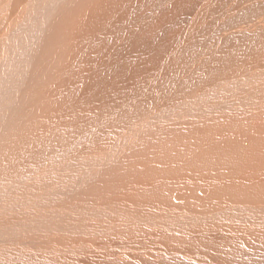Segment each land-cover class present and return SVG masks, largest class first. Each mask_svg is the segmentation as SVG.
<instances>
[{"label": "bare ground", "instance_id": "6f19581e", "mask_svg": "<svg viewBox=\"0 0 264 264\" xmlns=\"http://www.w3.org/2000/svg\"><path fill=\"white\" fill-rule=\"evenodd\" d=\"M14 1L16 0H6L4 1V5H1L2 0L0 1V26L2 25V22L5 21L11 6H17V3ZM122 1L123 0H120L118 4H122ZM178 1L169 2V9L167 10H170V18L165 16H163V18L162 15H164L163 13L166 11L163 13L161 11V13L159 12L157 14L153 23L152 21L151 23H148L152 20V17L147 20L148 22H146V24L148 28L151 29V27H153L159 32V25L161 23H166V25H168L170 21H181L182 15L188 13H184V11L180 9V4L182 2L179 3ZM215 1L220 0H204L202 3L198 4V6L202 8L207 16H211L210 13L212 11L219 10L218 7H215ZM248 1L250 0H247V2ZM102 2L103 0H98L94 3H89H92L90 4L92 6L95 4L101 5ZM70 3L71 0H33V3H28L23 9L27 8V10H29V15H32L34 21L37 22L35 26L33 23L31 26L26 24L27 21L25 22L23 17H20L21 20L15 22L12 26L8 25V30L3 34L0 33V114L4 113V115H1L2 117H0V120L2 121L0 125V137L6 131V127H9L13 129V134L15 131H17L18 134L24 133L20 139L21 143L26 141L35 131V134L41 131L37 136L39 137L38 141L44 139L42 145H46L45 142L51 141V136L57 138V144L53 148L48 145L39 148L35 145L29 146L28 143H26L28 145L27 148H22L24 146L22 143V147L17 148L15 145V148L17 149L11 151L9 150L8 145L3 146L2 142H0V264H109L107 262L110 258V256L107 257L108 252L111 254V258L113 257V254L115 256L123 255V257H125V252H128V254H130L129 256H132V253L137 254L138 256L134 255L136 257L133 258L134 261H136L135 259L137 258L143 257V255L154 254L158 258V261H162L169 258L171 255L173 256L176 254L177 249L173 247L175 241L170 238L173 236V238H175L177 235L183 236L181 239H183L186 249L191 246V242H194L195 247H197V245L200 246L201 243L205 245L211 241L215 244L223 243V245L227 247H225L226 250L231 248V251L238 253L233 257L236 262L233 260L232 262L229 261L225 264H250L247 263L249 262L247 260L253 259L252 261H254V254L250 253L251 250H246L244 253H240L239 244L241 242L244 245H251V242L254 239L260 240L264 238V202H254L253 200H250L248 202L240 203V200L236 199V197V200H233L234 202H232L231 199V201H227L230 203L221 202L218 210H216V208H211L208 210L209 212L211 211L210 213L201 214L190 207L191 205L193 206V204L190 205L187 199L185 200H187L186 202L190 206H180L179 203L173 200L174 196L172 197V195H170L171 198L168 196L169 194L166 196L165 193L169 190L171 191V188L173 187H170L169 183L176 186L175 189L179 187L188 188V190L186 189L188 192L191 188L193 190L195 188L196 191L197 189H203L204 191L206 188L207 190H205V192L210 188H214L218 191L224 190L226 191V194L236 188L233 187V185H238L243 188V190H248L251 194L257 192L258 189L256 188V185H264V171H261L262 167L260 168V171L252 170L253 168H236V171H241V173L237 174L236 172L234 174L237 175L232 177L231 172L228 170L233 164L229 160L230 157L226 152V139H231L239 143V145H242L243 135H248L250 139L249 145L245 148L254 149L258 143L259 135L251 134V131L259 124L264 125V48L257 45V43L255 44L256 40L264 43V31L259 32L255 30L257 27L256 25L260 24L253 26V28H255L253 30V35L259 33L257 37H255V41L253 40L254 42L248 39L246 40L245 38L247 37H242L244 39H239L238 41H244V43H247V45L246 43L243 45L249 50L248 53H245L246 56L242 57L233 54L235 56L234 59L232 58L233 60L227 58L231 61H227L229 64L226 67H222V64H219V66H213L214 68L206 66L207 68L203 69L202 67L204 66H202V63L200 64L198 62L202 66L201 67L198 64L199 67L203 69L201 74L198 73V75L200 74L199 76L193 75V70H190L193 77L190 75L188 70L191 66L189 69L187 68L188 66L185 63L187 59L183 61L184 58L177 63L176 66H178V68L174 69L175 75H173L174 73H170V67L174 65L176 60L175 57L177 54L175 52L178 50L177 49L174 53L167 55L168 57L163 61V64L165 65L161 64L157 69L155 66H152V69L149 70L147 75L151 78L154 77V75H157L155 83L153 81L154 84L152 87L154 89L149 92L150 94L147 93L140 96L136 95L134 91L138 89L142 90L141 84L144 78L143 75L137 77L136 66L126 71L124 68L123 72L118 71L115 76L114 72L118 69L111 67L113 64L110 62L107 63L105 68H102L104 65L101 63L98 65L95 63V61L97 62V60H95L97 58L96 56L99 57L100 55L105 56V54H109L110 47L113 45H108L111 42H108L110 40L109 38H112V36L108 37L110 31L108 29H102L104 34L106 33L108 35L106 37L108 43H106V45H101L103 49L99 51L96 49L94 52L96 55L92 53L96 57L92 62L97 66L94 67L92 71H89L91 64L86 63L85 58V60L83 59L84 63L88 65V71L90 73L85 70L86 67L84 68V66L86 65L82 67L79 64V59L72 62V60L69 61V59L67 60L64 58L65 60L62 63L63 68L74 67V72L81 66L83 71H86L84 73H89L85 74V77L88 78V80L87 78H84L86 79V82L96 79V84L93 85L94 88H90L91 84L89 85V83H85L89 85L90 88L87 92L78 90L77 94L72 95L71 98L68 99L69 102L65 103V101H63L58 104L56 102L57 105H53V97L49 96L51 98L43 100V102L49 103L47 107L43 108V111L49 112L36 119L35 124H27V122H25L26 124L17 123L16 120L13 122V119H10L12 120L10 121L5 108L16 107L17 104L20 103V93L22 92L23 87L27 86L30 76L29 74L31 73L35 56L37 54V48L41 42L37 37V34L39 31L44 34L45 26L51 21V18L46 15L44 11L49 8H55L51 11V14L52 12L55 13V11L59 14V11L66 10V4L69 5ZM84 3L87 5L86 2ZM105 4L109 6L111 3ZM185 5L188 7L190 4L188 5L187 3ZM247 5L253 8L252 6L254 3L250 1ZM103 6L105 7L106 5ZM69 7L70 6H68V9ZM79 7V9H81L83 6L81 5ZM258 7L259 6L256 5L257 9ZM20 8L22 11V7ZM101 8L103 7L101 6ZM173 8L180 9L183 11L182 14H178L180 13L178 12L175 13L176 15L178 14L177 16L175 15V17H171V14L174 15L171 11ZM79 9L77 11H79ZM244 10L245 9H243V11ZM72 11H74V9ZM140 12L142 13V11ZM68 13L71 14L69 11ZM165 14L167 15L168 13ZM106 15L108 14L106 13ZM72 16L74 18L77 17V15ZM72 16L71 18H73ZM186 16L188 20V15ZM71 18H69L70 21L72 20ZM80 19L83 20L82 18ZM75 20L73 22H75ZM62 22H60V25ZM83 22L85 23V18ZM194 22L200 23L197 16H195ZM77 23L79 24L80 22H76V24ZM62 25L65 26V24ZM73 25L75 26V24ZM225 26L226 25H224V27ZM140 27L142 28V26ZM202 30H204V28L201 29V32H203ZM137 31H135V33ZM177 31L174 29L171 32L177 34ZM141 32L142 31H140V34ZM171 32L168 33L170 34ZM90 33L91 32L88 34ZM134 34H129V36H134ZM151 34H153V32H151ZM160 34L162 33H158V35ZM166 35L167 38L168 34ZM177 36L176 39H178ZM98 39L99 38H96V41ZM173 39L175 40L173 36L172 40L169 39L168 41L165 39L163 42L166 41V45L161 41L162 44H164H160L159 46L160 50H162L160 51L161 53L170 50H165L164 48L161 49V47L167 46V41L171 43L174 41ZM130 40L132 41V39ZM149 41L147 42L145 40L148 44ZM136 42L137 39L134 43ZM123 43L124 44L121 46L123 49H120L119 51L121 53L123 50L125 52V44H127L125 42ZM69 44H71V42ZM157 44L154 45L156 46ZM82 45L84 46V44ZM114 45L115 46L112 47L121 48L119 47L121 44L114 43ZM128 45L129 43L127 46ZM134 46H136V44H134ZM233 47L234 46H232V48ZM253 47L254 51L252 50ZM173 48H175V46ZM218 49L220 48L218 47ZM222 49L224 50V48ZM163 50L165 51L163 52ZM227 50L228 52L230 51V49ZM218 52L221 51L218 50ZM235 53L239 52L235 51ZM129 54L130 56L132 55V53ZM138 54L137 57L139 56ZM227 55L228 53L224 57L225 59L228 57ZM111 56L109 57V60L113 56V58H116L118 55ZM205 56L207 57V55ZM99 58H97L98 62ZM218 58L217 60L214 59V61L218 62ZM142 59L143 58L139 59L141 60L140 62H144ZM131 60L133 61V59ZM147 60L148 59L146 58L145 61ZM88 61L91 60L88 59ZM122 62L123 61H121V63ZM136 63L139 64V61ZM148 64L150 63L147 61V65ZM204 65H208L207 61ZM113 68H115V71ZM209 69L211 70L209 71ZM82 72L79 71L80 76L84 75L81 74ZM112 74L115 77H112ZM210 74H214L216 77L210 78V76L213 77V75ZM73 75L69 77V79L72 78ZM125 76L127 78L126 80ZM46 79H48V77ZM66 79L68 80V78ZM66 79L64 81L68 82L69 80L66 81ZM166 80L167 82H165ZM198 81H200L199 83L202 87H205L204 91H202V87L201 89L197 88ZM78 82H80V80ZM70 83L71 81L68 83L69 86ZM79 84L76 83V86L80 87L81 85ZM186 87H188V89H185ZM34 88L35 86L31 88V91H36L33 90ZM50 90L51 89H49V91ZM97 90L100 91L97 92ZM185 90L187 92H185ZM192 91L196 92L192 93ZM224 91L229 95L227 101L223 96ZM38 92L41 94L40 91ZM38 92L34 93L39 94ZM35 94L33 95L35 96ZM51 94L52 92L50 95ZM113 94L116 96L113 97ZM58 95L59 93L56 96ZM27 97L30 99L31 96L29 97L28 95ZM27 97L25 96V98ZM66 98L67 97L65 96V99ZM39 99L36 98L38 103H40ZM33 100H35L34 97ZM154 103L164 106L163 108H160L157 115H154L150 110V105ZM12 113L13 112L10 113V116ZM55 114L57 116H53ZM87 114L91 115L89 124L91 123L92 127H88L89 124L86 125L87 123L85 119L81 120ZM49 116H53L51 122H55L56 127H53L54 124L50 121H46V118ZM99 117L101 119H99ZM129 121H133L134 123L132 125H126ZM21 127H24V129H20ZM235 130H239L241 133H237ZM45 132H48V134L46 135ZM209 132H212L213 135H209ZM223 132H228L229 134L224 136ZM261 132L264 133V130H261ZM172 134H175V141L169 145L167 139ZM186 135L196 141L192 144L185 145L183 139ZM245 137L247 138V136ZM152 139H157L159 141L152 142ZM8 144H12L13 146H11L14 147L13 142ZM260 147H264V142L260 143ZM44 148L50 149L49 155L46 154L48 156L45 154L43 155V153L40 154V151ZM238 148H240V146ZM261 152L263 151L261 150ZM168 154H170L174 166L178 163L175 161V158L176 160L179 159V161L189 162L190 164L189 166L187 165L186 168H183L181 166L179 167L178 164L181 163L179 162L176 164L178 165L177 168H180V170L182 168L185 169H182L181 171H184L186 175L174 178L175 180L170 179L169 181L166 180V182H163L159 180V175L163 174L162 177H166L164 175L168 174L165 169L167 167L164 168L165 170L162 168L165 171V174L162 172L163 170L159 171V169L158 171H154L153 169H157V164H163L164 160L167 161ZM3 155H7L9 159L4 157L1 158ZM38 156H40L41 159H38ZM18 158L20 162L18 165L10 164V161L16 163ZM206 158V164L201 166L198 161H205ZM236 160L238 161V159ZM162 166L167 165L164 163ZM170 168H172V166L169 167V169ZM174 168L175 169L173 170L175 171L177 168ZM150 169H152L151 171H154L155 174H151ZM169 169L167 168V171H169ZM11 171L14 173V177L6 175V172ZM181 171L179 172L184 174ZM228 173H230V175H228ZM153 175L155 177H153ZM170 176L172 177V173ZM167 177H169V175ZM262 187L264 188V186ZM238 189L236 188V190ZM236 190L234 192H236ZM172 191L175 192L174 188H172ZM179 191L178 193L181 195ZM5 192L6 195H3ZM189 193H193L192 190ZM196 193L194 197L198 199L197 197L199 196H196ZM185 194L184 196L188 195ZM226 194L224 197L225 200ZM237 194L239 195V193ZM218 196L223 198L220 195ZM205 197L208 198L207 196H204V198ZM209 199H207L208 202ZM176 200L179 199L176 198ZM201 205L203 204L201 203ZM136 228H142V230H136ZM128 229L133 231L132 237L135 238L125 240V235L127 233L129 234L128 231H131ZM144 229L157 230L150 233H160L162 235H160V237H165L169 247L162 246L158 244L159 242H156L157 244L151 243L152 240L148 239L150 233ZM121 232L123 238L117 237L120 235L118 233ZM146 233L149 235H145ZM107 234L112 235L109 238L106 236ZM104 236L108 239H104ZM143 236H146L151 242L144 240ZM164 237L162 239H164ZM90 238L93 239L94 243H87L84 241ZM151 244H153L154 247L148 249L147 245L151 247ZM207 245L208 244H206V246ZM189 249L193 248L190 247ZM261 251L262 250H252L254 253H262ZM224 253L225 255L227 254L226 252ZM260 256L264 258V254L259 255L258 258ZM147 257L155 264H161L157 260H154L149 256ZM118 259L122 260L121 258ZM228 259L230 260V257ZM223 260L224 259H222V261ZM259 260L262 259L255 261ZM252 261L250 262L252 263ZM194 262L198 263L199 261L194 260ZM122 263L125 264L124 261H122Z\"/></svg>", "mask_w": 264, "mask_h": 264}, {"label": "rangeland", "instance_id": "374dc122", "mask_svg": "<svg viewBox=\"0 0 264 264\" xmlns=\"http://www.w3.org/2000/svg\"><path fill=\"white\" fill-rule=\"evenodd\" d=\"M1 1V0H0ZM4 1H6V0H2V4L1 5H4ZM18 1V2H17ZM76 0H71V5L69 4H66V10H60L59 11V14H60V16H59V14H57L56 13V11H55V13L54 12H52V14H51V11L52 10H54L55 8H49V9H46L45 11H44V13L46 14V15H48L50 18H51V21H49L48 22V25L47 26H45V30H44V34H42L40 31L38 32V34H37V37L41 40V42H40V44H39V46H38V48H37V54H36V56H35V60H34V65H33V67H32V70H31V73L29 74L30 76H29V79H28V83H27V86H24L23 87V90H22V92L20 93V98H19V100H20V105L19 104H17V106L16 107H11V108H5V111H6V113H7V115H8V117H9V120L10 119H13V122H14V120H16L17 121V123H24V124H26L25 122H27V124H30V123H34L35 124V121H36V119H38L41 115H43V114H46L47 112H49V111H47V112H44L43 111V108H45V107H47V105H49V103H47V102H43V100H46L47 98H51V97H53L52 98V103H53V105L54 104H56V102H57V104L58 103H60V102H63V101H65V103H67V102H69V100L68 99H70L71 98V96L72 95H74V94H77V91L78 90H83L84 92H87L88 91V89H90L91 87L92 88H94L93 87V85L94 84H96L95 83V81H96V79H92V81H85L86 79H84V78H87V77H85L86 75L85 74H87L89 71H92V69L94 68V67H96L99 63H101L102 65H104V66H102V68H105L106 67V65H107V63L108 62H110L111 64H113V65H111V67H115L116 69H118V70H116L115 71V68H113V70L115 71L114 72V75L116 76V73L119 71V72H123L124 71V68H125V71L126 70H130V69H132V68H134L135 66H136V69H137V77H140L141 75H143V78H144V80L142 81V84H141V86H142V90L141 89H138V90H135L134 92H135V94L136 95H138V96H140V95H143V94H147V93H149L150 91H152L154 88L152 87L153 86V84L155 83V80L157 79V75H154V77H150V76H148L147 75V73L149 72V70H151L152 69V66H155L156 67V69H157V67H160V65L162 64V65H165V64H163V61H165V59H166V57H168L167 55H170V54H172V53H174L177 49V51L175 52L177 55H176V57H178V58H176L175 57V63H174V65H172L171 67H170V73H174L173 75H175V72H174V69L175 68H178V66H176L177 65V63L178 62H180L181 61V59H183V61H185L186 59V61H185V63H186V65L188 66L187 68L189 69V67H190V69L188 70V72L190 73V70L193 72V75H197V76H199L202 72V70L203 69H205V68H207V67H209V68H214V67H216V66H219V64L221 65L222 64V67H226V66H228V62H230L231 60H233L234 59V55L233 54H235L236 56L237 55H239V56H242V57H244V56H246L245 55V53H248L249 52V50H247V47H244L243 45H245V43H244V41L243 42H238L239 41V39H244L245 37H247V38H245L246 40L248 39V40H251V41H255V37H257V35L259 34H256V35H253V30L255 29V28H253V26L254 25H256V24H260V25H256L257 27H256V29L255 30H257V31H261V32H263L264 31V0H250V1H252L253 3H254V5L252 6L253 8H251V6H249V5H247L250 1H248L247 2V0H220V1H215L216 2V4H217V6H216V4H215V7H218L219 8V10H214V11H212L210 14H211V16L210 15H206V13L205 12H203V10H202V8H200V6H198V4H200V3H202V1H204V0H190V2H189V0H183V1H185V2H183L182 0H177L179 3L180 2H182L180 5V9L181 10H183L184 11V13H188V14H186V15H188V20H187V16L186 15H182V20L181 21H170V23H168V25H166V23H164V24H160L159 26H160V31L159 32H157L156 31V29L155 28H153V27H151V29H149L148 28V26H147V24H146V22H148L147 20H149L151 17V19L152 20H150L148 23H151V21H152V23H153V20L154 19H156V16H157V14L160 12L161 13V11H162V13L164 12V11H166V12H164L163 14L164 15H162V17L163 16H165V17H167V18H170V10H167V9H169L168 7H169V2L171 1V2H173V1H176V0H123L122 1V4H118L119 3V1L120 0H103V2H102V4L101 5H90V4H92V3H94L95 1H98V0H77L76 2H75ZM79 1V2H78ZM104 1H106V2H104ZM116 1V2H115ZM125 1V2H124ZM127 1H129V2H127ZM147 1V2H146ZM168 1V2H167ZM258 1V2H257ZM15 3H17V6L15 7V6H11V8L9 9V12L7 13V16H6V19H5V21H3L2 22V25L0 26V33L1 34H3L5 31H7L8 30V27L9 26H12L15 22H18L19 20H21V18L20 17H23V20H25V22H26V24H28V25H32V23L34 24V26H35V24L37 23L36 21H34V19H33V17H32V15L30 16L29 14H30V12H29V10H27V8L26 9H23V8H25V5L27 6L28 5V3H33V0H16V1H14ZM84 2H86V4L87 5H85V3ZM89 2H92V3H89ZM111 4H110V3ZM138 2V3H137ZM27 3V4H26ZM76 3V4H75ZM105 3H108V4H110L109 6H107V4H105ZM146 3V4H145ZM188 3V7H187V5H185V4H187ZM247 3V4H246ZM183 4H184V6H183ZM259 4V5H258ZM262 4V5H261ZM62 5V4H61ZM83 6V7H81V9H79L80 7L79 6ZM103 5H106L105 7L103 6ZM235 5V6H234ZM241 7H240V6ZM256 5L257 6H263V7H258V9L256 8ZM22 7V11L20 10L21 8L20 7ZM68 6H70L69 7V9H68ZM89 6V7H88ZM92 8H91V7ZM101 6L103 7V8H101ZM239 6V7H238ZM249 6V7H248ZM85 7V8H84ZM95 7H96V9H95ZM98 7V8H97ZM124 7V8H123ZM165 7H167V8H165ZM72 8V9H71ZM123 8V9H122ZM165 8V9H164ZM184 8V9H183ZM190 8V9H189ZM225 8H227V9H225ZM248 8V9H247ZM251 8V9H250ZM263 10H262V9ZM71 9V10H70ZM74 9V11H72ZM79 9V11H77ZM94 9H95V11H94ZM145 9V10H144ZM180 9H172L171 11H172V13H174V15L173 14H171L172 16L171 17H175V13H178V12H180V13H178V14H182V12L183 11H181ZM191 9H192V11H191ZM242 9V10H241ZM243 9H245L244 11H243ZM257 9V10H256ZM20 10V11H19ZM24 10V11H23ZM25 10H26V12H28V13H26L25 12ZM76 10V11H75ZM80 10H83V11H80ZM86 10V11H85ZM127 10V11H126ZM249 10V11H248ZM68 11L69 12H71V14L70 13H68ZM85 11V12H84ZM121 11V12H120ZM140 11H142V13L140 12ZM191 11V12H190ZM261 11V12H260ZM22 12V13H21ZM84 12V13H83ZM123 12V13H122ZM126 12V13H125ZM189 12H190V14H189ZM253 12V13H252ZM259 12H260V14H259ZM67 13V14H66ZM77 13V14H76ZM88 13V14H87ZM93 13V14H92ZM103 13V14H102ZM106 13L108 14V15H106ZM165 13H168L167 15H169V16H167ZM192 13V14H191ZM249 13V14H248ZM252 13V14H251ZM262 13V14H261ZM19 14V15H18ZM52 16H51V15ZM65 14V15H64ZM81 14V15H80ZM84 14V15H83ZM87 14V15H86ZM177 14V15H178ZM213 14H215V15H213ZM72 15H77V17L76 18H74ZM176 15V16H177ZM192 15V16H191ZM242 15H244V16H242ZM247 15H248V17L250 16V15H252V16H250L249 18L247 17ZM59 16V17H58ZM64 16V17H63ZM71 16L74 18H71ZM80 16V17H79ZM81 16H83L84 18H85V23L83 22V20H84V18L83 17H81ZM91 16V17H90ZM101 16V17H100ZM150 16V17H149ZM195 16H197V18H198V20L200 21V23H195L194 22V19H195ZM205 16V17H204ZM8 17V18H7ZM60 17H61V19H60ZM94 17V18H93ZM117 18V20H116V18ZM184 17V18H183ZM19 18V19H18ZM32 18V19H31ZM69 18H71L72 20L70 21L69 20ZM80 18H82L83 20H81ZM96 18V19H95ZM103 18V19H102ZM110 18V19H109ZM164 18V17H163ZM262 19V20H260V19ZM67 19H68V21H67ZM76 19V20H75ZM94 19V20H93ZM105 19V20H104ZM184 19V20H183ZM185 19H186V21H185ZM38 20H40V19H38ZM58 20V21H57ZM66 20V21H65ZM75 20V22H73ZM91 20V21H90ZM170 20V19H169ZM193 20V21H192ZM209 20V21H208ZM9 21V22H8ZM63 21V22H62ZM123 21V22H122ZM192 21V22H191ZM24 22V21H23ZM60 22H62L61 23V25H60ZM65 22V23H64ZM66 22H68V23H66ZM71 22V23H70ZM76 22H80L79 24L77 23L76 24ZM144 22H145V24H144ZM155 22V21H154ZM173 22V23H172ZM190 22H191V24H190ZM212 24H211V23ZM224 22V23H223ZM227 24H226V23ZM110 23V24H109ZM113 23V24H112ZM183 23H185V24H183ZM195 23V24H194ZM223 23V24H222ZM59 24V25H58ZM62 24H65V26L64 25H62ZM73 24H75V26L73 25ZM81 24V25H80ZM85 24V25H84ZM124 24V25H123ZM137 24V25H136ZM169 24H172V25H169ZM183 24V25H182ZM9 25V26H8ZM127 25V26H126ZM186 25V26H185ZM224 25H226L225 27H224ZM232 25V26H231ZM241 25V26H240ZM116 26V27H115ZM137 26H142V28L140 27H137ZM144 26V27H143ZM196 26H197V28H196ZM72 27H73V29H72ZM95 27H96V30H97V32H96V30H95ZM135 27V28H134ZM186 27H188V28H186ZM199 27V28H198ZM204 28V30H202L203 32H201V29H203ZM233 27V28H232ZM84 28H86V29H84ZM87 28H88V30H87ZM94 28V29H93ZM116 28V29H115ZM123 28V29H122ZM138 28V29H137ZM182 28V29H181ZM223 28V29H222ZM230 28V29H229ZM240 30H239V29ZM89 29H90V31H89ZM106 30V29H108L109 31H110V34H109V36L105 33L104 34V32H103V30ZM114 29V30H113ZM120 29V30H119ZM141 29V30H140ZM146 29V30H145ZM178 30L177 31V34L176 33H174L173 34V32H171V31H173V30ZM184 29V30H183ZM222 29V30H221ZM242 29V30H241ZM63 30V31H62ZM87 30V31H86ZM138 30V31H137ZM180 30H182V31H180ZM230 30V31H229ZM232 30V31H231ZM115 31V32H114ZM133 31V32H132ZM135 31H137L136 33H135ZM140 31H142L141 32V34L143 35H141L140 34ZM180 31V32H179ZM192 31H194V32H192ZM221 31H224V32H221ZM68 32V33H67ZM89 32H91L90 34H88ZM95 34V35H97V36H95L93 33ZM100 32V33H99ZM112 32H114V33H112ZM151 32H153V34H151ZM156 32V33H155ZM168 32H171L170 34L168 33ZM175 32V31H174ZM182 32V33H181ZM135 33V34H134ZM144 33H145V36H144ZM158 33H162V34H160V35H158ZM227 33V34H226ZM0 34V35H1ZM71 34V35H70ZM93 34V35H92ZM123 34H124V36H123ZM129 34H134V36H129ZM147 34H150V35H147ZM166 34H168V39L166 38ZM176 34V35H175ZM101 35V36H100ZM120 37H119V36ZM141 35V36H140ZM149 37H147V36ZM166 35V36H165ZM170 35H172L173 36V38H175V40L177 41H175L174 39V41L173 42H171V40H172V36H170ZM178 35V36H177ZM240 35V36H239ZM94 36V37H93ZM99 36V37H98ZM110 37V36H112V38L110 37L109 39V41L108 42H110L108 45H112V46H115L114 45V43L115 44H121V45H119V47H121L124 43L123 42H125V43H129V45L127 46V44H125L126 46V48H125V52H124V50L122 51V53L121 52H119L120 51V49H123V47H121V48H117V47H112L111 45V47H110V51H109V54H105V56L104 55H100L99 57L98 56H96L97 58H99V62H98V59L94 56V55H96V54H94V52H95V50L97 49L98 51L99 50H101V49H103V47H101V45H106V43H108L107 42V39H106V37ZM176 36H177V38L178 39H176ZM180 36V37H179ZM187 36V37H186ZM226 36H227V38H226ZM144 37V38H143ZM182 37V38H181ZM186 37V38H185ZM242 37H244V38H242ZM72 38V39H71ZM74 38V39H73ZM93 38V39H92ZM96 38H99L100 39V42H99V39L96 41ZM105 38V39H104ZM129 38V39H128ZM224 38H225V41H224ZM229 38V39H228ZM60 39V40H59ZM69 39V40H68ZM91 39V40H90ZM125 39H126V41H125ZM130 39H132V41L130 40ZM137 39V42L136 43H134L135 42V40ZM150 41H149V40ZM168 40L169 41V39H171L170 40V42L171 43H169L168 41H167V46H162L161 47V49H165V50H167V49H170V50H168V52L166 51L165 53H161L160 51H162V50H160V48H159V46H160V44L161 45H164V44H162V42L164 41V40ZM227 39V40H226ZM66 40V41H65ZM82 40V41H81ZM90 40V41H89ZM115 40V41H114ZM129 40V41H128ZM145 40L148 42L149 41V44L147 43V42H145ZM214 40V41H213ZM69 41V42H68ZM78 41H80V42H78ZM88 41H89V43H88ZM113 41V42H112ZM123 41V42H122ZM152 41V42H151ZM162 41V42H161ZM215 41H216V43H215ZM224 41V42H223ZM253 41V42H254ZM60 42V43H59ZM71 42V44H69ZM77 42V43H76ZM97 42V43H96ZM118 42V43H117ZM159 42H161V43H159ZM210 42V43H209ZM227 42V43H226ZM237 44H236V43ZM76 43V44H75ZM98 43H99V45H98ZM101 43V44H100ZM132 43V44H131ZM142 43V44H141ZM151 43V44H150ZM157 43H159V44H157ZM163 43H165V45H166V41L165 42H163ZM177 43V44H176ZM209 43V44H208ZM224 45H223V44ZM257 43V45H259V46H261V47H263L264 48V43L263 42H261V41H258V40H256V42H255V44ZM82 44H84V46L82 45ZM91 44H92V46H91ZM134 44H136V46H134ZM154 44H157L156 46L154 45ZM212 44V45H211ZM67 45V46H66ZM78 45V46H77ZM132 45V46H131ZM143 45V46H142ZM174 47L175 46V48H173L172 46ZM180 45H181V47H180ZM214 45V46H213ZM222 45V46H221ZM228 45V46H227ZM240 45H241V48H240ZM246 45H247V43H246ZM62 46V47H61ZM63 46H64V48H63ZM66 46V47H65ZM94 46V47H93ZM140 46V47H139ZM152 46V47H151ZM185 46H186V48H185ZM226 46V47H225ZM232 46H234L233 48H232ZM60 47V48H59ZM70 47H71V49H70ZM98 47H100V48H98ZM136 47V48H135ZM146 47V48H145ZM148 47V48H147ZM154 47V48H153ZM169 47H171V48H169ZM218 47L220 48V49H218ZM228 47H230V48H228ZM61 48H63V49H61ZM159 48V49H158ZM184 49V51H183V49ZM222 48H224V50H225V48H226V50L227 49H230V51L228 52V50L226 51L225 50V52H224V50L222 49ZM231 48H232V51H231ZM235 48V49H234ZM246 48V49H245ZM84 49V50H83ZM94 49V50H93ZM134 49V50H133ZM146 49V50H145ZM149 49V50H148ZM153 49H155V50H153ZM156 49H158V50H156ZM180 49H182V50H180ZM234 49V50H233ZM237 49V50H236ZM252 49V48H251ZM80 50V51H79ZM115 50V51H114ZM128 50V51H127ZM165 50H163V52L165 51ZM215 50H217V51H215ZM218 50L219 51H221V52H218ZM223 50V51H222ZM239 50H241V51H239ZM245 50V51H244ZM253 51H254V47H253V49H252ZM82 51V52H81ZM91 51V52H90ZM139 51V52H138ZM235 51L236 52H239V53H235ZM62 52V53H61ZM128 52V53H127ZM183 52V53H182ZM233 52V53H232ZM41 53V54H40ZM94 55H93V54ZM127 55H126V54ZM129 53H132V55L130 56V54ZM138 53H140V54H138L139 56L137 57V54ZM179 53H180V55H179ZM212 53V54H211ZM219 55H218V54ZM228 53V57H226V59L224 58L225 56H226V54ZM230 53V54H229ZM79 54V55H78ZM144 54V55H143ZM218 56H217V55ZM232 54V55H231ZM61 55H62V57H61ZM78 55V56H77ZM94 57H93V56ZM98 55V54H97ZM113 55H118L116 58H113L112 56ZM122 55V56H121ZM147 55H149V56H151V57H149V56H147ZM183 55V56H182ZM192 55H194V56H192ZM205 55H207V57L205 56ZM231 57H230V56ZM64 56V57H63ZM71 56V57H70ZM75 56V57H74ZM91 56V57H90ZM104 56V57H103ZM112 57L110 60H109V57ZM221 56H223V57H221ZM61 57V58H60ZM68 57V58H67ZM106 57V58H105ZM131 57V58H130ZM137 57V58H136ZM148 59L147 61H148V63H150V64H148L147 65V61H145L146 60V58ZM209 57H211V58H209ZM214 57V58H213ZM219 57V58H218ZM69 59V61L70 60H72V62L73 61H75V60H78L79 59V61L78 62H80L79 64L83 67L84 65H86L85 63H84V60L86 59V63H90L89 65H90V70L88 71V69H89V67H88V65H86V66H84V68H85V70L86 71H88L87 73H84V72H86V71H83V68H81V66L78 68V70H76L75 72L73 71L74 70V67H69V68H63V66H62V63H63V61L65 60V59ZM75 58V59H74ZM81 58V59H80ZM85 58V59H84ZM89 60H91V61H88V59ZM93 58V59H92ZM94 58H96L95 60H97V62L95 61V63H97V65H94V62H92V60L94 61ZM105 58V59H104ZM128 58V59H127ZM141 58H143L142 60H144V62L142 61V62H140L141 60H139V59H141ZM145 58V59H144ZM157 58V59H156ZM202 58V59H201ZM217 58L219 59L218 60V62H216V61H214V59L215 60H217ZM227 58H229V59H231V60H228ZM233 58V59H232ZM74 59V60H73ZM84 59V60H83ZM103 59V60H102ZM108 61H107V60ZM117 59V60H116ZM118 59H119V62H118ZM131 59H133V61L131 60ZM178 59V60H177ZM200 59V60H199ZM222 59V60H221ZM56 60H57V63H56ZM203 60V61H202ZM226 60V61H225ZM59 61V62H58ZM107 61V62H106ZM121 61H123L122 63H121ZM135 61V62H134ZM139 61V64H137L136 62H138ZM158 61V62H157ZM191 61V62H190ZM201 61V62H200ZM206 61H207V64L208 65H204V63H206ZM212 63H211V62ZM224 61H225V63H224ZM228 61V62H227ZM238 61V60H237ZM92 62V63H91ZM104 64H103V63ZM153 62V63H152ZM154 62H156V63H154ZM201 64L202 63V66H204V67H202L199 63ZM214 62V63H213ZM115 63V64H114ZM117 63V64H116ZM145 63H146V65H145ZM195 63V64H194ZM216 63V64H215ZM36 64H37V66H36ZM42 64V65H41ZM131 64V65H130ZM189 64V65H188ZM203 68V69H201V67H199V65ZM212 64V65H211ZM39 65V66H38ZM132 66V67H130V66ZM42 66V67H41ZM117 66V67H116ZM174 66V67H173ZM194 66V67H193ZM207 66V67H206ZM214 66V67H213ZM221 67V66H220ZM193 68V69H192ZM195 68V69H194ZM228 69V68H227ZM195 70H196V72H195ZM211 69H209V71H210ZM79 71L80 72H82L81 74H84V75H79L80 73H79ZM74 72V73H73ZM90 73V72H89ZM88 73V74H89ZM195 73V74H194ZM198 73H200L199 75H198ZM75 76H74V75ZM77 74V75H76ZM73 75V77L72 78H70L69 79V77H71ZM113 74L111 75L112 77H115ZM190 75H192V73H190ZM193 75H192V77H193ZM210 75H213V77H211L210 76V78H214V77H216L214 74H210ZM80 76V77H79ZM48 77V79H46ZM89 77V76H88ZM131 77H132V75H131ZM196 77V76H195ZM34 78V79H33ZM66 78H68V80L66 79ZM73 78H75V79H73ZM79 78V79H78ZM196 78H198V77H196ZM38 79V80H37ZM66 79V81H68V82H65L64 80ZM82 79H83V81H82ZM127 78H126V76H125V80H126ZM80 80V82H78ZM87 80H88V78H87ZM42 83H41V82ZM63 81H64V84H63ZM71 81V83H70V86H69V82ZM153 81H154V83H153ZM30 82V83H29ZM91 82V83H90ZM165 82H167V80L165 81ZM200 81H198V83H197V88H200L201 89V84L199 83ZM67 83V84H66ZM76 83H80L79 85H81L80 87H77L76 86ZM83 83V84H82ZM85 83H89V85H90V88H89V85H87V84H85ZM34 84H36V85H34ZM38 84V85H37ZM41 84H42V86H41ZM149 84V85H148ZM29 85V86H28ZM54 85V86H53ZM65 85V86H64ZM68 87H67V86ZM139 85V84H138ZM35 86V88L33 89V90H36V91H31L32 89L31 88H33ZM86 86V87H85ZM42 88V87H44V88H42V89H40V88ZM46 87V88H45ZM189 87V86H188ZM188 87H186L185 89H188ZM37 88H39V89H37ZM51 89L50 91H49V89ZM67 88V89H66ZM167 88V87H166ZM170 88V87H169ZM203 89H202V91H204L205 90V87H202ZM54 89V90H53ZM46 90V91H45ZM38 91H40L41 92V94L38 92ZM47 91H49V92H47ZM100 90H97V92H99ZM31 92H32V95L33 94H35L34 92H38L39 94H35V96L33 95H31ZM52 92V94L50 95V93ZM185 92H187L186 90H185ZM193 92H196V91H192V93ZM30 93V94H29ZM43 93V94H42ZM59 93V95L58 96H56L57 94ZM150 94V93H149ZM29 95V97H30V99L27 97ZM53 95V96H52ZM23 96V97H22ZM25 96L28 98H25ZM39 96V97H38ZM41 96V97H40ZM46 96H48V97H46ZM49 96H51V97H49ZM56 96V97H55ZM59 96H60V98H59ZM65 96L67 97L66 99H65ZM113 97L114 96H116L115 94H113L112 95ZM223 96H224V98H225V100L227 101L228 100V98H229V95L226 93V91H224L223 92ZM33 97H34V99L35 100H33ZM36 98H40L39 99V101H40V103H38L37 102V100H36ZM57 99V101H56V99ZM59 98V99H58ZM32 100V101H31ZM142 100V99H141ZM29 101V102H28ZM31 101V102H30ZM35 101V102H34ZM37 102V103H36ZM26 103V104H25ZM56 104V105H57ZM34 105V106H33ZM5 106V105H4ZM3 106V107H4ZM33 106V107H32ZM164 106L163 105H161V104H157V103H154V104H151L150 105V110H151V112L154 114V115H157L158 114V112H159V110H160V108H163ZM202 107V106H201ZM201 107H199V108H201ZM2 110V109H1ZM11 112H13L12 113V115L10 116V113ZM1 115H4V113L3 114H0V117H2ZM53 116H57L56 114L55 115H53ZM53 116H49L48 118H46V121H52L53 120ZM32 118V119H31ZM90 118H91V115L90 114H87L83 119H81V120H84L85 119V121H86V125H88L89 124V122H90ZM31 119V120H30ZM96 119V118H95ZM99 119H101L100 117H99ZM27 120H29V121H27ZM10 121H12V120H10ZM1 120H0V125H1ZM13 122H11V123H13ZM43 123H45V122H43ZM51 123H53L54 125H53V127H56V123L55 122H51ZM134 122L133 121H129V122H127L126 123V125H132ZM95 125V124H94ZM47 126H50V125H47ZM92 127V125H91V123L88 125V127ZM94 127H96V126H94ZM20 129H24V127H21ZM6 131L3 133V135L0 137V142H2V145L3 146H6V145H8V147H9V150L11 151V150H14V149H17L18 147L20 148V147H22L21 146V144L23 143V147L22 148H27L28 147V145L26 144V143H28L29 144V146H32V145H35V146H37V147H43V146H46V145H48L49 147H51V148H53V147H55L56 146V144H57V138L56 137H54V136H51V141H49V142H45V144L46 145H42V142H43V140L44 139H40V141H38L39 139V137L37 136V135H39L40 134V132L41 131H39L37 134H35V132H33L28 138H27V140L26 141H24V142H20V139H21V137L24 135V133H22V134H18L17 133V131H15V133L13 134V129L12 128H9V127H6V129H5ZM261 130H264V125L263 124H259L258 126H256L252 131H251V134H258L259 136H258V143L256 144V147L254 148V149H246L245 147L246 146H248L249 145V142H250V139H249V137H248V135H243L242 136V142H243V144L242 145H239V143H237L236 141H233V140H231V139H226V152H227V155L230 157V161L232 162V166L229 168V170L228 171H230L231 172V175H232V177L233 176H235V175H237V174H239V173H241V171H236V168H243V169H245V168H248V169H252V170H261V171H264V147H260V143L261 142H264V133L263 132H261ZM237 133H241L239 130H235ZM224 133V136H226L227 134H229L228 132H223ZM45 134L47 135L48 134V132H45ZM209 135H213V133L212 132H209ZM174 136H175V134H172V135H170L169 137H168V139H167V143L169 144V145H171L172 143H174V141H175V138H174ZM245 136H247V138L245 137ZM244 137V138H243ZM231 140V141H230ZM159 140H157V139H152V142H158ZM196 140H193V139H191L190 137H188L187 135H186V137H184V139H183V143L185 144V145H189V144H192V143H194ZM229 141V142H228ZM245 141V142H244ZM4 142V143H3ZM11 142H13L14 143V147H12L13 145L12 144H8V143H11ZM247 142V143H246ZM6 143V144H5ZM17 143V144H16ZM18 143H19V145H18ZM1 144V143H0ZM26 144V145H25ZM234 144V145H233ZM236 144V145H235ZM11 147H10V146ZM15 145H16V147L17 148H15ZM227 145H229V146H227ZM232 145H233V147H232ZM240 146V148H238ZM8 147H6V148H8ZM236 147V148H235ZM10 148H13V149H10ZM230 148V149H229ZM231 148H233V149H231ZM238 148V149H237ZM230 150V152H232V153H230L229 152V150ZM233 150V151H232ZM261 150L263 151V152H261ZM49 151H50V149L49 148H44V149H42L41 151H40V154H42L43 153V155L45 154H48L49 155ZM262 153H263V155H262ZM48 155H46V156H48ZM246 155H248V156H246ZM2 157H4V158H6V159H9L8 157H7V155H3V156H1V158ZM20 158V157H19ZM19 158L16 160V163H13L12 161H10V164H16V165H18L20 162H19ZM235 158V159H234ZM38 159H41V157L40 156H38ZM236 159H238V161L236 160ZM143 160V159H142ZM142 160H141V162H142ZM206 160H207V158L205 159V161H201V160H199L198 162L200 163V165L201 166H203V165H205L206 164ZM253 160V161H252ZM175 161L176 162H181V163H176V164H178L179 165V167L181 166V167H185L186 168V166L188 165L189 166V162H184V161H179V159L178 160H176V158H175ZM235 163H234V162ZM245 161V162H244ZM251 161V162H250ZM18 162V163H17ZM146 162V161H145ZM144 162V163H145ZM159 162H162V161H159ZM158 162V163H159ZM239 162V163H238ZM250 162V163H249ZM166 164L167 166H162L163 164ZM237 163V164H236ZM244 164V166H243V164ZM246 163V164H245ZM163 164H157V169H153L154 171L155 170H159V171H161V170H163L165 167H167L168 169H169V167H171L172 166V168H170L169 169V171H167V168H165L166 169V173H168V174H166V175H164V176H166V177H162V173H160V174H162V175H159V180L160 181H163V182H166V180L167 181H169L170 179H174V178H179V177H181V176H185L186 174H185V172L184 171H181L180 170V168L178 169L177 167H178V165H176L175 164V166L172 164V161H171V158H170V154H168L167 155V161H163ZM181 164V165H180ZM240 164V165H239ZM242 164V165H241ZM183 165V166H182ZM185 165V166H184ZM4 166V165H3ZM161 166V167H160ZM248 166V167H247ZM174 167H176L177 169L174 171L173 169H175ZM262 167V168H261ZM12 168V167H11ZM163 168V169H162ZM261 168V169H260ZM164 169V170H165ZM152 169H150V171H151ZM162 171L163 173L165 172V171ZM178 170V171H177ZM183 170H185V169H183ZM154 171H151V174L153 173V174H155V172ZM179 171H181V172H183L184 174H182V173H180ZM174 172V173H173ZM177 172H179V173H177ZM237 172V174H234V173H236ZM171 173H172V177L170 176L171 175ZM177 173V174H176ZM165 174V173H164ZM175 174V175H174ZM182 174V175H181ZM0 175H1V173H0ZM6 175H11L12 177H14V173L11 171V172H6ZM169 175V177H167ZM228 175H230V173H228ZM153 177H155L154 175H153ZM175 180V179H174ZM173 180V181H174ZM11 182V181H10ZM261 184H263V183H261ZM169 186L171 187V186H173L172 188H174V190H175V192L174 191H172V188H171V191L169 190L168 192H166L165 193V195L167 196L168 194V196L169 197H171L170 195H172V197H173V200L175 201V202H177V203H179V205L180 206H183L184 205V207H188V206H190L191 204H193V206L191 205L190 207H192L196 212H199V213H201V214H205V213H210L208 210H210L211 208H213V209H215L216 208V210H218L219 208H220V203L221 202H223V203H225V202H227V201H231L232 200V202H234L236 199H239L240 200V203H244V202H248V201H250V200H253L254 202H264V188L262 187V186H264V185H256V188L258 189L257 190V192L255 193V194H251V193H249V191L248 190H246V189H244L243 190V188H241L240 186H238V185H233V187H236L238 190H236V188L234 189V190H231V191H229L227 194H226V191H224V190H220V191H218L217 189H214V188H210L208 191H206L205 192V190H207L206 188H205V190L203 191V189H197V191H196V189L194 188V190L197 192H195L191 187H189V188H191L190 189V191L189 192H191V190H192V192L193 193H189L187 190H188V188H185V187H179L180 189L181 188H183V189H179V188H177V189H179V190H177V189H175V187L176 186H174L173 184H171V183H169ZM244 188H247V187H244ZM11 189V188H10ZM187 189V190H186ZM186 190V191H185ZM216 190H217V192H216ZM236 190V192H234ZM7 191H9V190H7ZM178 191L181 193V195L178 193ZM200 191H202V192H200ZM178 194H177V193ZM221 192V193H220ZM177 195H176V194ZM188 194V195H186V194ZM195 193H196V196H199V197H197L198 199H196V197H194L195 196ZM201 193H203V194H201ZM231 193V194H230ZM237 193H239V195L237 194ZM241 193H242V196H241ZM246 193H247V195H246ZM184 194L186 195V196H188V197H186V196H184ZM225 194H226V200H225ZM229 194V195H228ZM233 194H235V195H233ZM237 194V195H236ZM3 195H6V192L3 194ZM178 195H180V196H178ZM218 195H220V196H222L223 198H220ZM245 195V196H244ZM204 196H207L208 198H204ZM210 196V197H209ZM211 196H212V199H211ZM234 196V197H233ZM240 196V197H239ZM171 197V198H172ZM237 197V198H236ZM253 197V198H252ZM176 198L177 199H179V200H176ZM184 198V199H183ZM201 200H200V199ZM204 198V199H203ZM210 198V199H209ZM236 198V199H235ZM185 199H187L188 200V203L190 204H188L186 201L187 200H185ZM192 199V200H191ZM207 199H209V202H208V200L206 201ZM218 199V200H217ZM228 199V200H227ZM231 199V200H230ZM185 200V201H184ZM189 200H190V202H192V203H190L189 202ZM199 200V201H198ZM205 200V201H204ZM216 202H215V201ZM234 200V201H233ZM173 201V202H174ZM202 201V202H201ZM206 202V203H204V202ZM214 201V202H213ZM174 202V203H175ZM203 204V205H201V203ZM213 202V203H212ZM182 203V204H181ZM227 203H230V202H227ZM176 204V203H175ZM204 204H206V205H204ZM214 204V205H213ZM195 207V208H194ZM212 209V210H213ZM135 229V228H134ZM140 228H136V230H139ZM128 230H131V229H128ZM127 230V231H128ZM140 230H142V228L140 229ZM144 230H146V229H144ZM132 231V230H131ZM131 231H128L129 232V234L131 235H129L128 233L125 235V240H128L129 238H135V237H132L133 236V231L131 232ZM148 233H150V232H152V231H157V230H146ZM148 233H146L145 235H149ZM118 234H120L121 236H122V232L121 233H118ZM118 234H116V235H118ZM110 235V236H109ZM107 234L106 236H108L109 238L111 237V235L112 234ZM120 235H118L117 237H119V238H123V236L121 237ZM160 233H150V235L148 236L149 238V240H152V242L151 241H149L148 239H147V237L146 236H143V239L144 240H148L149 242H151V243H158V244H160V245H162V246H165V247H169V244L167 243V240L165 239V237H164V239H162L163 237H160ZM162 236V235H161ZM155 237V238H154ZM159 237V238H158ZM171 237V236H170ZM174 237V236H173ZM173 237H171L170 239L171 240H174L175 241V243L173 244V247H175L176 249H177V252H176V254H174L173 256L171 255H169L170 257L169 258H167V259H165V260H162V261H158V258L154 255V254H147V255H143V257H140V258H137V259H135L136 261H134V259L133 258H136L134 255H136V256H138L137 254H134V253H132L131 255L132 256H129L130 254H128V252H125V257H123V255H121V256H115L114 254H113V257L111 258V254L108 252L107 253V257H109L110 256V258H109V260H107V262L109 263V264H123L122 263V261H124V263L125 264H145V263H147V264H151V263H153V264H155L154 262H152V261H150L149 260V258L147 257V256H149V257H151V258H153L154 260H157L159 263H161V264H225V263H228L229 261L230 262H232L233 260H234V256L236 255V254H238V253H236V252H233V251H231V248H229L228 250H226V246H224L223 245V243H214L213 241H211V242H209V243H206V244H208L207 246H209V247H207L206 246V244L205 245H203L202 243H201V245L200 246H198L197 245V247H195L194 246V242H191V246L190 247H192L193 249H186L185 248V246H184V243H183V239H181L183 236H180V235H177V236H175V238H173ZM177 237V238H176ZM84 238H88V237H84ZM104 239H108L107 237H103ZM157 238V239H156ZM170 239H169V241H170ZM159 240V241H158ZM85 242H90V243H94L93 242V239H87V240H84ZM161 242V243H160ZM245 242V241H244ZM156 243V244H157ZM179 243V244H178ZM182 243V244H181ZM203 243H205V242H203ZM222 244V245H221ZM244 246V247H243ZM147 247H148V249H152L154 246H153V244H151V247H149L148 245H147ZM226 247V248H225ZM186 249V250H185ZM213 249V250H212ZM239 250H240V253H244L246 250H251L250 251V253H252V254H254V256H255V258H254V261H252L253 259H249V260H247V261H249V262H247V263H250V264H264V258H262L261 256L258 258V256L259 255H261V254H264V238H262V239H260V240H257V239H254L252 242H251V245H248V244H242L241 242H240V244H239ZM252 250H262L261 252L262 253H254V252H252ZM229 251V252H228ZM208 252V253H207ZM224 252H228L226 255H225V253ZM257 252H260V251H257ZM220 253V254H219ZM222 253V254H221ZM233 253V254H232ZM128 254V255H127ZM183 254H185V255H183ZM196 254V255H195ZM218 254V255H217ZM228 254H229V256H228ZM127 255V256H126ZM194 257H193V256ZM210 255V256H209ZM220 255V256H219ZM223 255V256H222ZM146 256V257H145ZM187 258H186V257ZM198 256V257H197ZM213 256H215V257H213ZM226 256H227V258H226ZM130 257V258H129ZM208 257H210V258H208ZM223 257V258H222ZM230 257V260L228 259ZM118 258H121L122 260H119ZM145 258H146V262H145ZM189 258V259H188ZM224 259L223 261H222V259ZM262 259V260H259V261H255V260H258V259ZM116 259H117V262H116ZM133 259V260H132ZM143 259V260H142ZM193 261H192V260ZM194 260L195 261H199L198 263L196 262H194ZM111 261V262H110ZM141 263H140V262ZM201 261H204V262H201ZM212 261H214V262H212ZM227 261V262H226ZM235 261V260H234ZM250 261H252V263L250 262ZM262 261V262H261ZM115 262V263H114ZM145 262V263H144ZM206 262V263H205ZM236 262V261H235Z\"/></svg>", "mask_w": 264, "mask_h": 264}]
</instances>
